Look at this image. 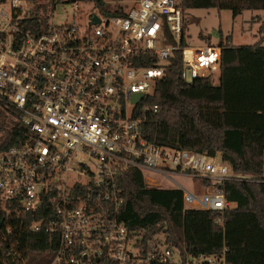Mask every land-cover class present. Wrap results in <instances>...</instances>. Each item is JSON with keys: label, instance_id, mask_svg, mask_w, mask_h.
Here are the masks:
<instances>
[{"label": "built area", "instance_id": "built-area-1", "mask_svg": "<svg viewBox=\"0 0 264 264\" xmlns=\"http://www.w3.org/2000/svg\"><path fill=\"white\" fill-rule=\"evenodd\" d=\"M81 2L97 8L86 22ZM113 2L115 11L104 13L89 0H0V107L22 127L0 152V213L34 215L32 229L55 246L52 264H228L227 247L183 259L165 234L120 221L118 185L137 168L150 186L160 188L162 175L182 188L186 207L224 212L236 205L225 196L226 181L264 180V161L254 177L217 155L147 137L146 122L159 110L147 100L170 57L182 52L185 83L214 80L222 47L182 45L180 0ZM58 3H74L72 20L55 22ZM138 93L144 97L134 102ZM172 176L202 178L204 193Z\"/></svg>", "mask_w": 264, "mask_h": 264}, {"label": "trees", "instance_id": "trees-1", "mask_svg": "<svg viewBox=\"0 0 264 264\" xmlns=\"http://www.w3.org/2000/svg\"><path fill=\"white\" fill-rule=\"evenodd\" d=\"M95 2L102 12L104 0ZM193 8L264 10V0H180ZM122 13V11H120ZM184 21L182 45H186ZM264 37L253 45L235 46L231 37L221 40L219 83L212 78L192 84L181 78L182 52L169 59L166 76L156 84L148 102L159 110L146 122L147 137L158 144L210 155L220 154L234 171L258 177L264 161ZM156 59L145 62L151 65ZM16 114L11 109H7ZM21 124L0 107V152L14 145ZM124 198L119 219L150 234H165L185 259L191 254H217L227 247L228 264H264V180L226 181V198L236 203L224 212L188 208L181 189L148 186L143 173L130 168L119 177ZM0 264H24L31 253H48L52 264L56 250L51 237L35 231V216L0 213ZM28 264H35L28 259Z\"/></svg>", "mask_w": 264, "mask_h": 264}, {"label": "rangeland", "instance_id": "rangeland-1", "mask_svg": "<svg viewBox=\"0 0 264 264\" xmlns=\"http://www.w3.org/2000/svg\"><path fill=\"white\" fill-rule=\"evenodd\" d=\"M130 1V0H129ZM131 2L125 5L130 6ZM83 18L82 22L87 21L86 14L96 12L97 8L92 3H80ZM105 8L115 11L116 5L113 0H106ZM74 3H58L53 12L56 23H62L68 17L72 20ZM187 22L186 42L188 45L217 44L221 40L231 37L235 46L253 45L264 37V10H245L234 17L231 10L220 8H193L185 13ZM264 44V43H263ZM214 83H219V74H216ZM217 156L221 157L220 154ZM146 176L151 173L146 172ZM186 189L195 192L198 196L204 193V181L200 177L194 176H172ZM157 184L165 189H182L175 185L170 179L156 175ZM145 179V178H144ZM255 181V180H254ZM146 182V181H145ZM148 185V183H146ZM150 186V185H148ZM3 219L0 220V223ZM28 259L37 264L40 260H48V253H31L24 260L28 264Z\"/></svg>", "mask_w": 264, "mask_h": 264}, {"label": "water", "instance_id": "water-1", "mask_svg": "<svg viewBox=\"0 0 264 264\" xmlns=\"http://www.w3.org/2000/svg\"><path fill=\"white\" fill-rule=\"evenodd\" d=\"M93 20L96 22V23H100V19L98 16H94L93 17ZM144 97V94L143 93H138V94H135L133 96V100L134 102H138L139 100H141L142 98Z\"/></svg>", "mask_w": 264, "mask_h": 264}]
</instances>
